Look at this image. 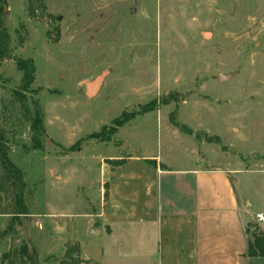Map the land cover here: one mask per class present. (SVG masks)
Listing matches in <instances>:
<instances>
[{"label": "rangeland", "instance_id": "374dc122", "mask_svg": "<svg viewBox=\"0 0 264 264\" xmlns=\"http://www.w3.org/2000/svg\"><path fill=\"white\" fill-rule=\"evenodd\" d=\"M1 12L12 54L33 59L25 95L39 103L45 131L32 148L14 97L21 72L2 60L0 125L23 173L27 213L12 221L0 199V264L23 244L29 258L13 264L108 258L116 236L93 232L91 214L106 195L99 187L109 157L152 155L177 168L197 157L195 147L211 164L224 153L248 161L252 150L264 152V0H3ZM102 72L87 96L85 83ZM161 98L171 101L106 132L123 111ZM102 128L108 139L89 137Z\"/></svg>", "mask_w": 264, "mask_h": 264}, {"label": "crops", "instance_id": "0c3cea01", "mask_svg": "<svg viewBox=\"0 0 264 264\" xmlns=\"http://www.w3.org/2000/svg\"><path fill=\"white\" fill-rule=\"evenodd\" d=\"M191 154L197 157L177 168L137 154L101 163L106 195L91 214L93 232L102 227L116 236L101 264H264L246 254L247 227L264 231L255 218L264 215V152L252 150L248 161L241 152L224 153L215 164L196 147Z\"/></svg>", "mask_w": 264, "mask_h": 264}, {"label": "trees", "instance_id": "16d2710c", "mask_svg": "<svg viewBox=\"0 0 264 264\" xmlns=\"http://www.w3.org/2000/svg\"><path fill=\"white\" fill-rule=\"evenodd\" d=\"M3 0H0V8H2ZM4 59H13L17 69L21 72V79L18 88L14 91V97L20 103L21 112L25 121L29 123L32 133L31 147L41 148V137L44 135L43 111L37 101L33 100L30 104L27 102L26 93L32 92L31 84L35 78V66L32 58L15 57L10 48V36L5 27L2 12L0 11V62ZM171 100L167 98L154 99L146 103L139 110L133 112L123 111L119 116L114 118L111 122V128L106 131L108 134L116 133L117 129L123 126L126 122L134 118L138 114H142L154 109L159 105L168 104ZM174 117V114H171ZM173 125L177 123L172 119ZM102 131L93 132L89 137H95L101 141L109 138L104 135V128ZM71 149H77V145L71 146ZM123 160L112 159L109 163L114 165L120 164ZM146 163L155 165V160L146 159ZM25 190L26 183L24 181L22 171L13 163L9 156V147L6 142L5 131L0 125V199H5L7 202V210L12 215V221H16L20 215L27 213V206L25 204ZM98 224V222L96 223ZM10 224L7 229H10ZM253 228V229H252ZM247 227V233L250 238L247 242L246 254L248 256L264 257V231L257 226ZM78 251V248H72ZM66 252H70L66 250ZM27 246L21 245L18 249L4 253L1 257V263L7 261L8 264H13V259H20L23 262L24 257L29 258ZM72 258H70L71 260ZM65 260L61 259L55 264H64Z\"/></svg>", "mask_w": 264, "mask_h": 264}, {"label": "water", "instance_id": "95a60500", "mask_svg": "<svg viewBox=\"0 0 264 264\" xmlns=\"http://www.w3.org/2000/svg\"><path fill=\"white\" fill-rule=\"evenodd\" d=\"M0 11H2V8H0ZM104 76H105V73L102 72L99 75L95 76L94 79L85 83V90H86L87 96L91 97L96 94L101 82L103 81ZM232 76H233V72L218 73L217 80L221 82V81L231 78Z\"/></svg>", "mask_w": 264, "mask_h": 264}, {"label": "built area", "instance_id": "2783aa9c", "mask_svg": "<svg viewBox=\"0 0 264 264\" xmlns=\"http://www.w3.org/2000/svg\"><path fill=\"white\" fill-rule=\"evenodd\" d=\"M255 218L258 222H263L264 223V215L261 213L255 214Z\"/></svg>", "mask_w": 264, "mask_h": 264}]
</instances>
